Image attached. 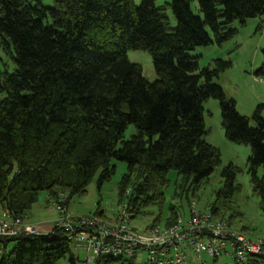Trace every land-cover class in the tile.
Segmentation results:
<instances>
[{
	"label": "trees",
	"instance_id": "1",
	"mask_svg": "<svg viewBox=\"0 0 264 264\" xmlns=\"http://www.w3.org/2000/svg\"><path fill=\"white\" fill-rule=\"evenodd\" d=\"M192 1L158 6L141 0L137 6L135 0H53L47 7L42 0H0V37L15 64L13 71L0 68L3 209L28 213L41 191L57 198L66 192L69 204L87 192L96 175L99 188L110 180L113 161L127 165L118 197L132 218L150 203L163 205L170 170L182 176L183 188H198L221 164L219 148L204 139L209 98L219 101L226 138L251 147L249 173L264 202V104L251 117L241 114L236 100L214 81L231 60L201 69L199 56L188 53L231 38L238 32L232 28L236 20L245 25L259 18L257 30H264V0H197L201 15L193 12ZM129 50L151 54L155 80L130 60ZM263 73L264 65L257 75ZM129 125L138 132L126 139ZM238 171L233 164L224 168L219 196L238 190ZM212 211L218 214L216 207ZM171 213L166 225L179 211L172 206ZM0 241L5 246L0 264H57L67 255L76 263L62 228ZM121 261L127 263L102 256L95 264ZM248 264H264V257L251 255Z\"/></svg>",
	"mask_w": 264,
	"mask_h": 264
},
{
	"label": "rangeland",
	"instance_id": "2",
	"mask_svg": "<svg viewBox=\"0 0 264 264\" xmlns=\"http://www.w3.org/2000/svg\"><path fill=\"white\" fill-rule=\"evenodd\" d=\"M47 7L53 6V0H42ZM158 6L164 5L170 0H155ZM136 5H140L141 0H135ZM195 14L201 15L197 0L191 3ZM167 15L173 26L177 25V20L171 8L167 9ZM259 18H249L245 25L236 20L232 28H237L238 32L222 44L216 42L206 46H197L188 53L192 56H199L200 68L206 66L214 67L218 59L231 60V66L221 72L214 81L220 84L227 96L232 97L237 102L238 111L251 117L259 104H264V73L257 75L258 70L264 65V30H257ZM257 21V22H255ZM213 36V35H211ZM129 58L132 62L142 65L145 77L153 81L157 78L153 59L149 52L144 50H129ZM0 68L13 71L15 64L11 56L4 50V45L0 37ZM262 77V78H261ZM204 119L206 124V134L204 139L209 144L219 148L221 152V164L216 167L213 173L203 179L198 188L191 184L184 188L182 176L176 170L168 172V184L163 188V205L150 203L144 206L141 213L131 219L132 225L137 231H144L152 225L165 227L170 218L171 207L174 206L179 211L183 219L189 218L190 206L196 203L200 211L211 210L216 207L219 218L225 219L231 225L243 231L248 237L258 239L264 237V202L261 195L255 191L249 173L248 159L251 155V147L244 144H236L229 141L225 136L222 126L221 108L219 101L209 98L204 102ZM252 124H255L252 121ZM138 129L129 125L125 132V138L129 139L136 134ZM116 164V171L110 180L105 181L101 187L98 186V176L96 175L87 186L84 195H75L67 204L68 194L61 192L57 200H61L69 212L77 216H91L94 214L114 219L121 210L119 203L118 185L127 171V165L121 161H113ZM230 164L239 168L236 172L234 184L238 190L234 193L221 195L219 192L225 187L223 170ZM263 174V169L259 170V176ZM47 191H41L39 199L33 204L31 210L24 219V223L32 226H39L48 222H55L59 217L58 208L47 200ZM51 195V194H50ZM63 198V200L61 199ZM102 210L104 215L97 213ZM6 210L0 206V218L6 216ZM14 243L9 248L12 249ZM72 252L76 257L75 264H95L88 260V253L82 246L72 244ZM147 252L139 250L135 259H126L127 263L145 264ZM206 263L198 262L191 258L189 264H214L213 259L203 255ZM125 260V258H124ZM57 264H72L70 256L60 259ZM113 264H123V261ZM216 264H236L232 258H219Z\"/></svg>",
	"mask_w": 264,
	"mask_h": 264
},
{
	"label": "built area",
	"instance_id": "3",
	"mask_svg": "<svg viewBox=\"0 0 264 264\" xmlns=\"http://www.w3.org/2000/svg\"><path fill=\"white\" fill-rule=\"evenodd\" d=\"M47 200L59 211L50 230L54 227L66 230L72 244L87 250L91 262L102 256L135 259L139 250L147 252L145 264H189L191 258L206 263L203 255L213 260L232 258L236 264H248L251 255L264 257V237L252 239L213 211L198 210L196 203L191 204L187 219L178 214L170 225H152L137 231L132 225L127 202L120 203L121 210L109 220L97 214L74 215L61 200L50 194ZM25 218L27 214L19 216L7 211L6 216L0 218V238L45 233L39 226L25 224ZM4 248L0 241V257Z\"/></svg>",
	"mask_w": 264,
	"mask_h": 264
},
{
	"label": "crops",
	"instance_id": "4",
	"mask_svg": "<svg viewBox=\"0 0 264 264\" xmlns=\"http://www.w3.org/2000/svg\"><path fill=\"white\" fill-rule=\"evenodd\" d=\"M259 20V23H260V19H258ZM255 22H257V21H255ZM258 23V22H257ZM259 23H258V25H259ZM258 27V26H257ZM52 223L53 222H48V223H46V224H40V228L44 231V232H47V231H49L50 229H51V226H52Z\"/></svg>",
	"mask_w": 264,
	"mask_h": 264
}]
</instances>
